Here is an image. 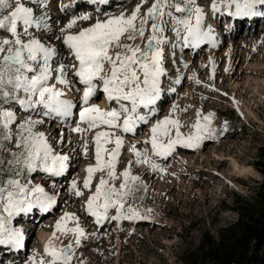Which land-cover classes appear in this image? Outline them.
Returning a JSON list of instances; mask_svg holds the SVG:
<instances>
[{"label": "snow or ice", "instance_id": "6c2138e0", "mask_svg": "<svg viewBox=\"0 0 264 264\" xmlns=\"http://www.w3.org/2000/svg\"><path fill=\"white\" fill-rule=\"evenodd\" d=\"M48 2L0 0V33L8 34L0 36V184L4 185L0 186L3 213L0 214V250H19L24 243L23 232L13 226L15 219L33 210L47 214L55 207V197L43 186H33L31 176L36 173L50 178L65 176L70 157L59 153L37 126L57 121L63 124L74 115L79 121L72 129L75 133L102 127L108 129L96 131L94 136L95 166L86 169L83 188L91 189L96 172L106 171V177L101 176L95 192L88 197L87 214L94 217L97 224L109 219L139 218L133 207L125 211L129 199L136 200L137 192H146V186L139 183L140 177L131 174V164H148L153 171L163 169L147 156V149L141 152L136 145H131L135 160L118 176L115 168L124 140L122 135L109 130L134 134L138 126L151 123L156 115L155 106L162 99L161 83L166 75L164 47L172 43L181 49L199 48L216 41L212 29L204 25L206 13L198 0H154L144 12L141 9L148 0H142L130 15L121 13L104 21L97 19L93 26L78 33L68 30L77 20L91 17L83 15L71 19L60 29L62 35L57 37L72 58V62L66 64L59 59L61 52L54 45H46L30 32L38 29L54 35L49 25ZM88 2L108 4L109 0ZM209 10L213 16H227L235 27L236 22L264 19V0H210ZM149 23L151 35L142 49L131 42L144 38ZM166 33H173V40L170 41ZM122 37L130 43L122 44ZM113 49L118 51L113 52ZM69 74L73 79H69ZM68 91L82 95L74 103ZM97 96H103L109 105L107 109L92 102ZM113 104L116 107H111ZM200 117L198 112L192 125L194 131L187 136L181 133L178 119L157 120L151 124L150 141L144 143L151 144L154 156L165 158L177 146L199 148L206 137L214 134L207 123L212 114L203 116L206 122L203 124ZM58 142H65L63 132ZM113 142L112 149L105 147ZM87 149L85 143V154ZM121 177L122 182L117 187L114 181ZM70 190L76 196L83 195L75 180ZM110 209H114L116 215L109 216ZM66 219L78 221L74 214L65 213L56 223L57 230ZM67 231L75 234V243L79 245L83 229L77 226ZM71 247L56 250L46 245L49 264H71Z\"/></svg>", "mask_w": 264, "mask_h": 264}, {"label": "rangeland", "instance_id": "374dc122", "mask_svg": "<svg viewBox=\"0 0 264 264\" xmlns=\"http://www.w3.org/2000/svg\"><path fill=\"white\" fill-rule=\"evenodd\" d=\"M52 1L53 3L49 0L51 4L48 2V5L53 6L56 0ZM141 2L142 0H126L123 6L117 9L111 6L109 11L113 16L121 13L130 15ZM152 2L154 0H148L141 11H146ZM198 3L204 6L205 27L216 24V45L212 48L209 43L203 44L198 51L191 53L188 48L181 49L169 43L164 47L163 62L164 67L171 69L162 77V99L155 106L156 115L151 123L138 126L137 133L134 134L109 130L122 135L124 140L115 168L118 176L128 167L130 161L135 160L131 145H136L141 152L147 149V156L163 169L153 171L148 164L133 162L131 174L140 177L139 183L146 186V192H137L136 200L129 199L125 203V206H135L147 211L146 214H153L158 218L159 224L149 226L148 220H139L140 218L138 221L109 219L104 221L105 225L96 224L94 217L86 212V203L88 197L95 192L101 176L106 177V171L94 173L90 190L83 188V182L87 177L86 169L95 166V132L108 129L102 127L75 133L69 127L58 124L60 121L55 124L47 122L48 124L37 126V130L46 133L59 153L69 155V171L59 178H50L43 173L32 174V185L43 186L47 192L55 195L57 203L47 214L38 210L33 213V210L32 217L21 215L13 221L15 227L24 230V243L18 254L16 251L11 255L6 251L0 252V261L3 264H49L50 257L45 253V247L50 245L49 238L52 236L56 240L55 244L61 243L59 250L68 245L72 246L71 264H218L205 253L203 242H208L211 236L219 239L220 232L228 233L226 229L238 219L237 207L244 201H250L263 180L262 174L254 167V162L264 146V69L254 72L255 69L250 68V63L260 62V66H264V19L257 20L252 29L254 37L259 32L263 38L262 45L253 52L248 47L250 44L242 42L246 34L244 23L238 28L233 29L230 25L225 28L226 18L211 14L210 0H198ZM53 9H48L49 17L54 14L51 13ZM52 21L55 20L49 19L50 28L54 25L56 27L54 31L51 28L54 35L38 29L30 31L46 45H54L61 52L59 59L63 60L68 56L67 48L57 39L62 35L60 29L63 27L59 26L62 23L59 20L54 23ZM90 21L84 24L77 22L68 32L75 33L84 25H90ZM226 31L231 32L228 34ZM150 35L149 23L144 38H138L131 43L138 44L143 49ZM166 35L170 41L173 40V33ZM0 36L6 37L8 34L0 33ZM24 39L27 40V37ZM228 42L232 43L233 53L227 49ZM121 43L130 42L122 37ZM238 48L242 55L234 52ZM114 51L118 49H113ZM184 51L188 53L186 56ZM187 59L190 60L189 63ZM69 79H73L71 74ZM173 86L175 89L171 90ZM80 95V92H74L73 100L76 101ZM198 112L201 113L202 124L206 123L203 116L212 114L207 123L214 133L206 137L199 148L177 146L172 153V159L161 160L154 156L150 143L132 141L135 135L143 133L145 127L149 131L152 123L165 117L178 119L181 133L187 136L194 131L192 125L197 120ZM77 118V115L71 118V125L76 123L74 121ZM82 128L86 129V126L83 125ZM60 132L65 137L64 143L58 142ZM85 143L88 145L86 154ZM114 146V142L105 145L109 150ZM12 150L15 151L14 148ZM222 153L226 159L218 165L217 158ZM181 162L183 163L179 164ZM205 178L207 180L204 182ZM73 180L77 182V188L83 195L76 196L70 190ZM121 182L122 177L114 181L117 187ZM0 207L2 208V204ZM65 213L74 214L78 221L66 219L62 228L57 230L56 223L61 221ZM111 215H116L114 209L109 210V216ZM77 226L83 228L84 232L79 245L75 243V234L67 231ZM113 231L117 232L116 235ZM34 247L36 254L32 261L30 251ZM12 257L16 259L7 261Z\"/></svg>", "mask_w": 264, "mask_h": 264}, {"label": "bare ground", "instance_id": "6f19581e", "mask_svg": "<svg viewBox=\"0 0 264 264\" xmlns=\"http://www.w3.org/2000/svg\"><path fill=\"white\" fill-rule=\"evenodd\" d=\"M60 1V2H59ZM124 1H126V0H109V2H108V4H92V3H90V2H88V0H68V3L69 4H66L67 2H65L64 1V3H63V0H56V1H54V4H53V6L51 7L50 5H48L47 4V10L48 9H50V8H55V9H53L54 11H51V13H54L51 17H50V19L52 20H59L62 24L61 25H59V26H61V27H65L67 24H68V22L71 20V19H73V18H75V17H80V16H83V15H89L90 17H91V19H88V20H91L90 22H89V24L90 25H87L86 27H85V25H84V27H82V28H79L75 33H78L80 30H82V29H84V28H88V27H90V26H93L96 22H94V21H97V19H99V20H101V21H104V20H106L107 18H109V17H111V16H113V13H111V11H109V10H111V8L109 9V7H111V6H115L116 7V9L118 8V7H120L121 5L123 6V4H124ZM51 2L53 3V1L51 0ZM78 3H80V5H83L82 7L78 4ZM49 4H51L50 2H49ZM199 4V3H198ZM80 6V7H79ZM206 8V7H205ZM76 10H78V12H76ZM205 11V10H204ZM111 13V14H110ZM115 16V15H114ZM216 17H219V18H226V21H225V28H227L228 27V25H230L231 26V28H238L242 23H244L245 25H244V28H245V31H246V34H245V36L243 37V43L244 42H247V44H250V46H248L249 48H250V50H252L253 52H255L256 51V49L259 47V46H261L262 45V43H263V38L260 36V33L258 32L257 33V36H253V31H252V29L255 27V25L257 24V20H261V19H255V20H250V21H245V22H236L235 23V27H233L232 26V21L231 20H229V18L227 17V16H216ZM64 19V20H63ZM205 19H206V17H205ZM88 20H77V22H81V24L83 23H86ZM262 22L264 23V20H262ZM88 24V23H87ZM52 28V30L54 31V30H56V27H55V25L53 26V27H51ZM209 28H211L212 29V31H213V35L214 36H217L218 35V32H217V28H216V24H212V26H210ZM33 30V29H32ZM232 30V29H231ZM237 31H238V29H237ZM255 31V30H254ZM31 32V31H30ZM227 32V31H226ZM225 32V33H226ZM231 31H229V32H227L228 34L230 33ZM235 32V31H234ZM238 33V32H237ZM231 36V35H230ZM253 36V37H252ZM232 37H234V36H232ZM231 38V37H230ZM216 41H217V39H216ZM215 41V42H216ZM231 41V40H230ZM209 44L212 46V48H213V46H215L216 45V43L215 44H213L212 42H209ZM234 44V43H233ZM240 44V43H239ZM246 44V43H245ZM247 44L245 45V46H247ZM235 45V44H234ZM241 45V44H240ZM243 45V44H242ZM210 46V47H211ZM244 47V46H243ZM201 48V46L199 47V48H188V49H190V51H191V53L192 52H196V51H198L199 49ZM246 48V47H245ZM204 49V48H203ZM227 49H228V51L229 52H231V53H233V47H232V43L231 42H228V46H227ZM235 49V48H234ZM211 50V49H210ZM210 50H208V51H210ZM187 51H189V50H187ZM187 51H184L183 52V54L186 56L188 53H187ZM189 51V52H190ZM234 52H236V54H239V55H242L241 54V52H240V49L238 48L236 51H234ZM244 52V51H243ZM248 52V51H247ZM250 52V51H249ZM245 53V52H244ZM248 54V53H247ZM174 57V56H173ZM189 57V56H188ZM247 57H249V56H247ZM191 58V57H190ZM244 58V57H243ZM63 61L67 64V63H71L72 62V58H71V56H67L66 58H64L63 59ZM187 62L188 61H190L189 59H187L186 60ZM256 61V60H255ZM189 63V62H188ZM251 65H250V68H252V69H255V71L254 72H257V70H259L260 71V69H264V66H260L261 65V63L259 62V63H250ZM249 67V66H248ZM165 68V72H167L168 70H170L169 69V67H164ZM250 71V70H249ZM252 71V70H251ZM171 72V71H170ZM74 83H75V81H74ZM237 84V83H236ZM58 87H62V86H58ZM175 88H174V86H173V88L171 89V90H174ZM73 93L74 92H71V91H69L68 93H67V95H68V97L69 98H71L72 100H73ZM81 95H82V93H81ZM79 97V96H78ZM77 97V98H78ZM73 102L74 103H76L77 102V100L76 101H74L73 100ZM93 103H97L98 104V106L101 108V109H107L108 107H109V105H107V103L105 102V100H104V98H103V96H97V97H94L93 98V101H92ZM112 107H116V105L115 104H113L112 105ZM76 123H78L79 121H78V118H77V120L75 121ZM47 123V122H46ZM76 123H73L72 125H71V118L70 119H68L67 121H65L62 125L63 126H66V127H69V129H71V131H72V129L76 126ZM48 124V123H47ZM58 124H60L61 125V123L59 122ZM83 125H81V127H82ZM61 127V126H60ZM145 127V126H144ZM150 127V126H149ZM64 128V127H63ZM50 129V128H49ZM148 130V128L147 127H145V129L143 130V133H141L140 135H135L133 138H132V141L133 142H139V141H141V142H143V141H146V139L148 138H151V133H150V130L149 131H147ZM53 131V130H52ZM55 131V130H54ZM142 130H140V132H141ZM72 132H74V131H72ZM137 133V132H136ZM126 137V136H125ZM131 141V140H130ZM149 141H150V139H149ZM131 143V142H130ZM129 143V144H130ZM179 147V146H178ZM181 147V146H180ZM183 147V146H182ZM212 151H213V149H211ZM178 151V150H177ZM179 154V153H178ZM180 154H185V153H180ZM189 154V153H188ZM210 155H212V154H210ZM224 154L222 153V154H220L219 155V157L217 158V160H218V162H219V164L218 165H221L222 163H223V161H224V159H226L224 156H223ZM172 154L171 155H169V156H167L166 158L165 157H158L159 159H161V160H166L167 158L168 159H172ZM189 157H191V155H189ZM202 157V156H201ZM217 157V156H216ZM205 159H208L207 158V156H205L204 157ZM209 158H210V156H209ZM167 159V160H168ZM183 160V159H182ZM230 162H233L232 160L230 161ZM183 162H181V163H179V164H182ZM177 164V163H176ZM232 164H234V163H232ZM216 165V164H215ZM236 165V164H235ZM217 166V165H216ZM208 172H211V173H213L212 171H210V170H208ZM214 174V173H213ZM205 180H207L206 178L204 179V182H205ZM209 182V181H208ZM49 193V192H48ZM50 195H52V193H49ZM54 197H55V195H53ZM102 202V201H101ZM128 207H133L134 209H136V211L139 213V218H137V219H139V220H148L149 222H148V225L150 226L151 224L152 225H154V223H156V224H159V221H158V218L156 217V216H153V214H151V215H149V214H146V212L145 211H142V210H140V208L138 209V208H136L135 206H125V211L127 210V208ZM33 212V211H32ZM36 211L34 210V212L33 213H35ZM38 212V211H37ZM33 213H28V214H23V216L24 217H32V214ZM0 214H2V208L0 207ZM112 216V215H111ZM137 219H134V220H132V221H135V220H137ZM122 220H127V219H122ZM108 221V220H107ZM138 221V220H137ZM94 222H95V218H94ZM97 224V223H96ZM106 224V222L104 223V222H102L101 224H98V225H105ZM43 225V224H42ZM13 226H14V224H13ZM33 226V225H32ZM15 227V226H14ZM81 227H83V226H81ZM16 228H19L22 232H24V230H22V228L21 227H16ZM83 229V228H82ZM43 230V229H42ZM41 230V231H42ZM43 232V231H42ZM113 233L116 235V231H113ZM47 235H49V234H47ZM25 237V236H24ZM49 238V237H48ZM54 237L52 236V237H50L49 239H50V245H49V247L50 248H54V249H56V250H59V248H60V244L61 243H59V244H55L56 243V240L55 239H53ZM80 241H82V240H80ZM52 243V244H51ZM21 249V248H20ZM23 249V248H22ZM8 252L10 255L13 253V252H15L16 251V254H18V250H0V252L1 253H4V252ZM14 254V253H13ZM16 254L14 255V257H16ZM30 254H31V258H32V261H33V258L35 257V254H36V252H35V247L30 251ZM14 259H16V258H14ZM13 259V257H12V259L11 260H8L7 259V261H12V260H14ZM12 263V262H11ZM27 264H29V263H27Z\"/></svg>", "mask_w": 264, "mask_h": 264}, {"label": "trees", "instance_id": "16d2710c", "mask_svg": "<svg viewBox=\"0 0 264 264\" xmlns=\"http://www.w3.org/2000/svg\"><path fill=\"white\" fill-rule=\"evenodd\" d=\"M254 167L263 180L250 201L237 207V221L220 232L219 239L209 237L203 242L205 253L218 264H264V146L259 151Z\"/></svg>", "mask_w": 264, "mask_h": 264}]
</instances>
